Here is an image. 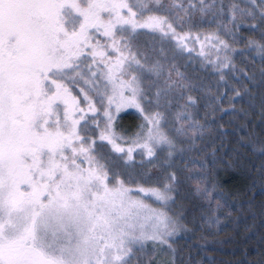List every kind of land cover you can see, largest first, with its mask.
<instances>
[{
    "label": "snow or ice",
    "instance_id": "6c2138e0",
    "mask_svg": "<svg viewBox=\"0 0 264 264\" xmlns=\"http://www.w3.org/2000/svg\"><path fill=\"white\" fill-rule=\"evenodd\" d=\"M242 215L264 225V0H0V264H215L181 240Z\"/></svg>",
    "mask_w": 264,
    "mask_h": 264
},
{
    "label": "trees",
    "instance_id": "16d2710c",
    "mask_svg": "<svg viewBox=\"0 0 264 264\" xmlns=\"http://www.w3.org/2000/svg\"><path fill=\"white\" fill-rule=\"evenodd\" d=\"M233 184L236 182L233 181ZM233 217L226 224H221L222 230L229 233L235 231L236 235L231 240L225 239L224 242L211 239L205 245L199 237H193L191 234L186 240H181V248L184 249V256L187 259L189 255L193 260L203 258L212 260L215 264H239L243 260H253L259 248V241L264 234V225H262L259 216H257L254 228L251 232H245V229L253 225V220L250 216L242 215L237 223H233Z\"/></svg>",
    "mask_w": 264,
    "mask_h": 264
},
{
    "label": "rangeland",
    "instance_id": "374dc122",
    "mask_svg": "<svg viewBox=\"0 0 264 264\" xmlns=\"http://www.w3.org/2000/svg\"><path fill=\"white\" fill-rule=\"evenodd\" d=\"M122 115H125V114L122 113ZM131 123H132V120L130 118H126L123 121L124 126H129Z\"/></svg>",
    "mask_w": 264,
    "mask_h": 264
}]
</instances>
